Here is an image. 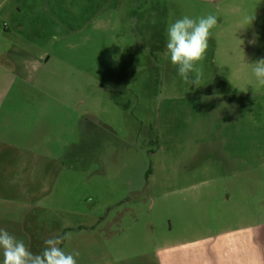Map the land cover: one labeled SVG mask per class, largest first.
Returning <instances> with one entry per match:
<instances>
[{"label":"rangeland","instance_id":"obj_1","mask_svg":"<svg viewBox=\"0 0 264 264\" xmlns=\"http://www.w3.org/2000/svg\"><path fill=\"white\" fill-rule=\"evenodd\" d=\"M209 14L197 87L166 29ZM261 58L264 0H0V92L24 76L0 102V228L36 254L67 236L77 264H158L264 222Z\"/></svg>","mask_w":264,"mask_h":264},{"label":"clouds","instance_id":"obj_2","mask_svg":"<svg viewBox=\"0 0 264 264\" xmlns=\"http://www.w3.org/2000/svg\"><path fill=\"white\" fill-rule=\"evenodd\" d=\"M216 25L217 17L209 14L199 18L184 16L167 26L166 50L163 55L176 67L178 75L191 85L200 86L202 69L197 65L206 58L212 29ZM251 65L257 85L264 86V58ZM65 239L67 236L59 235L46 239L45 247L36 254L23 240L0 228L2 264H77L79 253H66L61 247Z\"/></svg>","mask_w":264,"mask_h":264},{"label":"crops","instance_id":"obj_3","mask_svg":"<svg viewBox=\"0 0 264 264\" xmlns=\"http://www.w3.org/2000/svg\"><path fill=\"white\" fill-rule=\"evenodd\" d=\"M32 71L35 72L36 68H33ZM23 77L16 74L10 76V87L8 86L0 92V102L4 96L6 97V93L12 90L16 81L24 79ZM4 91H6L5 94ZM3 108V105L0 104V116L5 114ZM4 124L8 125V123H2V126ZM2 136L4 135L2 134ZM4 143V140L0 139V145ZM227 202H229L228 198H226L224 206L229 204ZM239 217L242 222L244 218L246 219L243 211L237 218L239 219ZM16 224L19 226L20 223L17 221L11 225L17 226ZM243 224L229 232L186 238L181 244L161 249L157 255L158 264H264V222L255 225ZM4 229L25 242L27 236L23 232L24 228L9 230L4 227ZM12 230L14 231L12 232Z\"/></svg>","mask_w":264,"mask_h":264}]
</instances>
